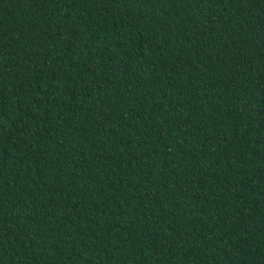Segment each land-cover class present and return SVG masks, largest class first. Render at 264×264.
Masks as SVG:
<instances>
[{
    "label": "trees",
    "instance_id": "1",
    "mask_svg": "<svg viewBox=\"0 0 264 264\" xmlns=\"http://www.w3.org/2000/svg\"><path fill=\"white\" fill-rule=\"evenodd\" d=\"M0 264H264V0H0Z\"/></svg>",
    "mask_w": 264,
    "mask_h": 264
}]
</instances>
